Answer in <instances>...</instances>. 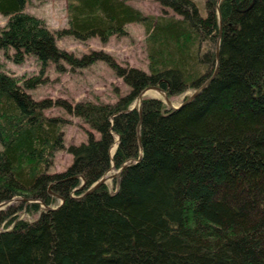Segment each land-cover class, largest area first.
Returning <instances> with one entry per match:
<instances>
[{"label": "trees", "instance_id": "16d2710c", "mask_svg": "<svg viewBox=\"0 0 264 264\" xmlns=\"http://www.w3.org/2000/svg\"><path fill=\"white\" fill-rule=\"evenodd\" d=\"M28 1L0 0L8 18L0 50L41 66L17 75L0 59V203L20 198L0 207V264H264V0H207L205 16L194 0H158L171 15L146 14L128 0H67L68 23L58 31L28 12ZM133 22L145 28L147 69L58 44V36L107 43ZM62 61H103L129 92L115 102L33 97L41 74L53 63L65 70ZM216 68L179 108L157 97H143L141 113L131 108L147 87L171 98ZM53 106L99 135L88 130L67 145L70 119L46 113ZM59 150L72 162L49 171ZM132 159L111 186L88 192Z\"/></svg>", "mask_w": 264, "mask_h": 264}, {"label": "rangeland", "instance_id": "374dc122", "mask_svg": "<svg viewBox=\"0 0 264 264\" xmlns=\"http://www.w3.org/2000/svg\"><path fill=\"white\" fill-rule=\"evenodd\" d=\"M128 1L146 14L160 15L166 13L171 15L174 13L170 7L162 6L158 0ZM194 1L200 13L205 16L207 14V0ZM67 7V0H29L26 5V10L42 17L52 30L58 31L62 27L67 26ZM7 19V16L0 13V26H3ZM127 29L128 35L112 36L107 43L101 42L98 37H93L86 41H79L71 36H58V44L62 48L72 51L77 55L93 50L108 51L123 65L147 69L149 58L145 41V28L140 23L133 22L127 26ZM0 59L5 62L6 69L17 75L31 76L37 75L40 72L41 66L33 57H28L24 63L17 64L5 57L3 51L0 50ZM62 62L65 70H58L53 63L41 74L45 82L40 83L36 88L30 90L33 97L37 99L49 97L53 100L65 98L71 102L89 99L96 102H115L119 95H125L129 92L130 88L122 77L117 76L114 70L103 61H97L84 67L75 68L64 61ZM156 90H147L144 97L163 99L164 97L157 93ZM193 91V88H189L181 94L172 96L171 101L173 104L178 105ZM137 100L135 101L136 105L140 102ZM46 113L50 115L62 114L70 119V122L65 127V140L67 145L85 141L88 136V130H91L96 136L99 135L96 130L91 128L80 117L67 112L60 106L50 107L46 109ZM71 162L72 155L66 150H59L56 153L54 164L50 166L49 171L65 170ZM118 171L119 169L117 168H111L106 172V182L108 185H112L113 178L118 175ZM19 199L15 198L11 202H16ZM24 216L30 217L26 214Z\"/></svg>", "mask_w": 264, "mask_h": 264}, {"label": "water", "instance_id": "95a60500", "mask_svg": "<svg viewBox=\"0 0 264 264\" xmlns=\"http://www.w3.org/2000/svg\"><path fill=\"white\" fill-rule=\"evenodd\" d=\"M217 12H218V15H219V20H220V32H219V40H218V44H217V57H218V55H219V46H220V39H221V13H220V10H219V7H218V5H217ZM217 68H218V64H217ZM217 68H216V70L214 71V73H213V75L211 76V77H209L199 88H197V89H195L188 97H186L180 104H178V105H175V104H173V102L171 101V99H170V97H169V95H168V93H167V91L166 90H164V89H162V88H160V87H157V86H150V87H147V88H145V89H143L141 92H140V94H139V96H138V100L140 101L139 102V110H140V113H141V104H142V99H143V97H144V95H145V93H146V91L147 90H149V89H157V90H160V91H162L163 92V97H164V101L170 106V107H173V108H179V107H181V106H183L185 103H187V102H189L190 100H192L194 97H196L209 83H210V81L214 78V76H215V74H216V72H217ZM137 100V101H138ZM136 106V104H134L131 108H134ZM118 139H119V136H118V138H117V141H116V143L115 144H113L112 145V149H113V152L115 151V149H116V147H117V143H118ZM112 151V150H111ZM142 156V155H141ZM141 156L139 157V159L141 158ZM134 161H136V160H134V159H132V160H130L128 163H125L123 166H122V168L121 169H119V171H118V175H120V173H121V170L126 166V165H128L129 163H132V162H134ZM106 179H107V176L106 175H103L99 180H97L93 185H92V187L88 190V192H90V191H92V190H94V189H96L98 186H100L103 182H105L106 181ZM84 183H85V179L83 178V183H82V185H80L78 188H76V189H79V188H81V187H83V185H84ZM75 189V190H76ZM50 192L52 193V194H54V195H56L57 197H59L60 198V200H61V202H60V204H62L63 202H64V197H62V196H60V195H58V194H56V193H54V192H52L51 190H50ZM15 198H12L11 200H8V201H4V202H2V203H0V207H2L3 205H5V204H7V203H9V202H11V201H13ZM59 204V205H60ZM42 205H43V207L44 208H46V209H51V208H57V207H52V206H50V205H47V204H45V203H43L42 202Z\"/></svg>", "mask_w": 264, "mask_h": 264}, {"label": "bare ground", "instance_id": "6f19581e", "mask_svg": "<svg viewBox=\"0 0 264 264\" xmlns=\"http://www.w3.org/2000/svg\"><path fill=\"white\" fill-rule=\"evenodd\" d=\"M154 90H155V89H154ZM156 92L159 93L160 95H163V92L160 91V90H156ZM156 92H155V93H156ZM157 96H158V95H157ZM112 151H113V150H112Z\"/></svg>", "mask_w": 264, "mask_h": 264}]
</instances>
